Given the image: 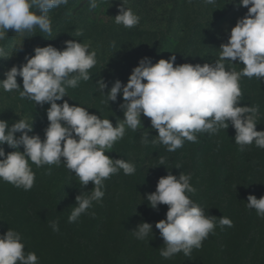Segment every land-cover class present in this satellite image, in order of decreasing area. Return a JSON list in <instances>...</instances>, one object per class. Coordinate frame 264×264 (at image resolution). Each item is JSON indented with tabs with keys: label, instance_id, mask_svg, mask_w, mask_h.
I'll return each instance as SVG.
<instances>
[{
	"label": "clouds",
	"instance_id": "obj_1",
	"mask_svg": "<svg viewBox=\"0 0 264 264\" xmlns=\"http://www.w3.org/2000/svg\"><path fill=\"white\" fill-rule=\"evenodd\" d=\"M68 2L0 0V41L7 39L10 29L15 33H32L38 28L51 35L49 10ZM98 2L88 0L90 10L96 9ZM126 3L127 0H120L114 22L133 28L140 23V17L125 7ZM203 3L214 5L216 0H203ZM238 6L246 7L247 13L231 28L227 43L220 45L221 52L213 63L175 64V55L153 63L151 58L144 57L132 69L127 83L115 80L107 95L103 91L107 83L97 80L96 86L107 96V104L116 102L118 95L122 97L119 108L123 119L115 126L108 118L102 119L90 114L86 107L63 100L68 96L67 88H76L80 80L91 79L89 70L97 64V59L89 45L67 40L62 50L51 44L35 47L33 55L25 56V63L19 67L13 65L4 73L0 88L7 92L21 90L17 83V77H21L20 97L40 106L50 105L46 109L49 123L42 140L38 134L29 135L33 133L32 121L19 118L9 125L7 120L0 119V180L30 191L36 182L32 164L37 168L63 164L79 178L81 186L89 182L93 185L90 191L75 197L78 206L68 216V222L73 223L82 214L95 217L89 210L93 202L100 203L104 197L105 180L119 170L125 175L135 173L133 163L110 158L105 153L125 136L126 128L132 131L143 128L142 115L150 118L151 128L157 132L151 142L163 144L168 152L182 148L185 141L198 143V134L214 135L226 130L229 124L235 130L234 142L241 151L253 143L264 149V130H256L259 106H238L242 100L241 78L264 80V0H239ZM23 40L14 52L0 46V59H8L21 50ZM226 62L242 63V70H228ZM148 142L147 132L142 134L141 143ZM5 144L13 151L6 154ZM21 146L23 151L19 150ZM165 159L160 158V165L164 166ZM191 179V174L181 172L176 176L169 170L158 179L155 191L146 195L148 205L154 210L158 205H167L165 218L155 223L165 245L159 252L164 259L181 252L190 256L217 227V218L206 215L190 198L189 194L196 191ZM246 207L264 218V195L259 199L248 195ZM50 226L59 232L58 221L50 222ZM219 226L233 224L229 218L220 216ZM152 228V224L140 222L131 232L137 240H145L149 235L153 237ZM0 264H39V258L35 252H25L21 234L9 227L0 235Z\"/></svg>",
	"mask_w": 264,
	"mask_h": 264
},
{
	"label": "rangeland",
	"instance_id": "obj_2",
	"mask_svg": "<svg viewBox=\"0 0 264 264\" xmlns=\"http://www.w3.org/2000/svg\"><path fill=\"white\" fill-rule=\"evenodd\" d=\"M84 4L85 2L73 9L70 7L69 0L67 5L49 10L48 15L52 21L51 35L41 32L38 28L32 33H15L14 30H8L7 39L0 41V46H4L8 52H14L24 40L21 50L15 52L8 59H0V80L5 78L4 73L13 65L17 66L26 62L25 56L33 55L35 47L51 44L62 50L65 47L64 42L67 40H76L89 45V50L95 51L96 59L104 65V29L94 30L91 33L93 36H86L88 39L82 40L83 42L80 36L68 34L70 20ZM238 5L239 0L222 3V6L230 7V9L218 19H213L210 13L205 14L206 10L204 9L213 5H206L203 0H190V2L189 0H176L172 3L169 0H139V3H136L135 0H127L125 7L131 8L140 17L137 28L141 35L138 36L136 43L141 59L143 53L153 50V44L159 38H164L166 42L168 38L181 37L146 36V33L154 32L157 27L159 19L156 14L157 10L161 11L159 14L163 13L164 19H168L167 14L173 7L176 9H180L181 6L201 8L202 15L196 19L198 22L213 24L205 36L210 38L207 48L211 54L216 55L221 52L220 45L227 43L230 30L235 26L241 14L247 12L246 7ZM114 14L117 15L118 11H114ZM85 15L89 22L102 25L108 21L110 13L104 8V0H99L98 7L94 10L88 8ZM62 26H66L63 34ZM163 29L165 30V28ZM216 58V56L206 58L205 53L198 51L192 60L183 63H199L202 66L204 63H213ZM232 71L238 70L233 69ZM100 79L104 80L103 72L94 83ZM17 83L22 90V81L18 80ZM111 86L108 84V87L103 90L105 95ZM21 90L7 92L0 88V119L7 120L9 125L19 118L25 119L29 123L32 121L33 133H29V135L38 134L43 140L44 129L49 123L46 118V109L50 105L45 103L40 106L27 98L22 99L20 97ZM66 92L70 97V91ZM104 94L96 86L98 99L90 98L91 114H96L102 119L110 116L113 126H115L123 119V113L119 108L120 95L116 102L109 101L107 104V96ZM68 96H65L63 100H67L70 104L71 97ZM244 99L247 101L248 97L244 95ZM56 103L59 104L62 101H56ZM141 120L143 128L136 131L126 128L125 136L105 154L113 159H124L134 163L133 157L136 148L133 134L147 131L157 135L156 130L151 128L150 118L142 115ZM15 135L19 136L20 134L16 133ZM3 147L6 154L13 151L7 145ZM19 150L23 151V147L21 146ZM169 164L170 166L165 162L164 166L158 165L153 172L151 171L153 192L158 179L167 175L169 170L172 174L176 172L177 176L181 172L191 174L190 183L196 191L189 194L190 198L204 209L206 215L217 218V227L214 233H210L207 239L202 242V247L193 249L188 257L184 256L182 252L170 259L161 257L160 249L165 247L163 240L158 242L156 249L149 252L153 238L156 240L154 234L156 220L150 217L151 213L148 207L135 209L130 206L128 202L131 200L135 199L137 202L140 200L147 202V200L144 193L137 197L131 196L133 190L123 184L124 174L112 175L104 181V197L100 203L93 202V207L89 210L95 213V217L82 214L77 221L69 223L68 216L71 214L72 208L78 206L75 204V197L81 192L90 191L93 185L89 182L88 185L81 186L79 178L74 173H70L63 164L59 166L44 165L39 168L32 164L36 182L30 191L15 188L10 183L0 180V235L9 227L18 231L25 243V252H35L39 258V264H264V218L258 217L255 212L256 218L254 216V221L252 220L251 225L248 223V226L245 219L239 218L236 210L242 211V206L247 203V199L241 195L238 197L237 194H241V192L236 189L229 191L230 182L225 180V174H228V171L224 170L217 174L207 168L202 175L200 166L194 168L192 161L186 156H179L175 162ZM177 166L179 168H176ZM49 169L51 170L49 171ZM256 195L261 197V191H258ZM247 196L248 194H246ZM165 214L158 218V221L164 219ZM226 215L234 219L230 229L250 230L244 246L237 253L239 257L234 263L228 252L235 251V248L228 250L230 247L224 240L218 243L224 235L222 231L225 230L224 226H219V218L220 216L226 217ZM52 221H58L59 232L52 230L50 226ZM140 222L152 224L153 237L149 235L145 240L135 238L131 231ZM229 242H232L230 237Z\"/></svg>",
	"mask_w": 264,
	"mask_h": 264
},
{
	"label": "trees",
	"instance_id": "obj_3",
	"mask_svg": "<svg viewBox=\"0 0 264 264\" xmlns=\"http://www.w3.org/2000/svg\"><path fill=\"white\" fill-rule=\"evenodd\" d=\"M169 1L172 3L176 0ZM83 2H85V4L79 8V11L74 14L73 19L70 20L68 34H71V36H80L82 41L88 39L86 36H93L91 33L94 30H97L98 28L101 30L104 29V65H102L100 60L97 59V64L89 70L91 79L89 81L80 80L79 85L76 88L69 87L66 91H70V105L79 104L80 106L88 108L87 110L91 114L90 98L98 99V96L96 95V83H94L96 78L100 77L103 72L104 80L107 85H112L115 80H120L122 84L127 83L132 69L138 65L140 60V53L137 49L136 40H138V36H140L141 33L138 31L137 26L133 28H125L114 22V11H118L120 0H104V8L110 13V15L108 16V21L102 25H96L94 22H89L87 20L88 17L85 14L86 10L89 8L88 0H70V7L73 9L78 8ZM135 2L139 3V0H135ZM228 2L229 0H216V3L213 6L204 9L206 10L205 14L210 13V16H212L213 19L223 17L230 7L222 6V3ZM179 8L180 9H176L173 7L169 11V14H167L168 19H164L162 17L163 13L159 14L161 11L156 9L157 17H159L157 20V27L154 32L146 33V36L181 37L168 38L166 42L164 41V38H159L157 42L153 44V50H148L146 53H143L142 58H151L152 62L155 63L159 59L163 58L167 60L171 55H175V64H181L184 61L192 60L194 54L198 51L205 53L206 58L213 56L218 58L219 54L213 55L207 48L210 38L205 36L213 24L198 22V19H196L202 15L201 8L182 6ZM246 13L247 12L241 14L240 18ZM163 22L165 25L162 24ZM65 27L66 26H62V34L65 31ZM163 28H165V30ZM77 33L81 34L77 35ZM168 41L169 44H167ZM23 63H20L17 67ZM233 63L226 62L228 70L237 69L238 72L242 70V63ZM18 80L22 81V78L17 77V81ZM240 87L242 91V100L239 102L238 106L258 105L259 118L257 120L258 124L256 125V130H264V80H257L255 77L251 79L242 77L240 80ZM244 95L248 97L247 101L244 99ZM119 99L120 105L123 103V100L121 96H119ZM91 107L93 108L94 106ZM107 118L113 122L110 116ZM144 133H147V131L133 134L136 148L134 151L135 156L133 157V164L136 168L135 173L132 175H125L123 170H119L120 172L118 171L117 173L118 175L124 174L123 184L133 190L131 196L134 195L137 197L141 193H144L145 195L151 194L154 187L150 173L160 165V158L165 157V162L170 166L169 163L175 162L179 156H186V158L189 157L194 168L199 165L202 175H204L207 168L217 174L227 170L228 174H225V180L230 182L229 191L232 189L238 190L241 192V194H237L238 197L241 195L244 199H247L246 194H251L259 199L260 197H257L256 195L258 191H261L262 195H264V149L257 148L253 143L252 145L245 146L244 150L241 151L240 146L234 142L235 130L231 124H229V127L226 130L221 129L214 135L207 133L198 134V143L185 141L184 146L174 152H168L166 146L161 143H152L151 141L155 140L156 136L150 132H148L149 142L147 144L141 143V136ZM3 146H6V144ZM184 159L185 158H183V160ZM173 175H176V172H173ZM147 202H144L143 200L137 202L134 199L128 203L135 209L148 207V210L151 213L148 214L158 222V218L166 213L167 205H158L157 209L154 210ZM236 211L238 212L240 219H245V221H247V226L248 223L251 225L256 218L255 210L248 209L246 204H243L242 211ZM226 217L232 221V224L234 223L233 218H230L228 215H226ZM224 227L225 230L222 232L226 237L223 235L218 243L223 242L224 240L226 245H229L230 247L228 250L233 247L235 248V251L228 252L231 261L234 263L239 257L237 253L244 246L250 230L247 229L240 231V228L236 230L230 229L228 226ZM154 234L156 240L153 238L149 252L154 248L156 249L158 242L162 241L158 229H154ZM229 237L232 242H229Z\"/></svg>",
	"mask_w": 264,
	"mask_h": 264
}]
</instances>
